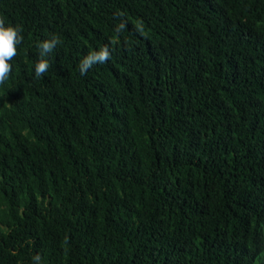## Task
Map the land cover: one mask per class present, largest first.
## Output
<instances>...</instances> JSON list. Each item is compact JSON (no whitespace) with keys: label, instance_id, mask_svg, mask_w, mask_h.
<instances>
[{"label":"trees","instance_id":"1","mask_svg":"<svg viewBox=\"0 0 264 264\" xmlns=\"http://www.w3.org/2000/svg\"><path fill=\"white\" fill-rule=\"evenodd\" d=\"M0 15L24 36L0 85V264H264V0H0Z\"/></svg>","mask_w":264,"mask_h":264},{"label":"clouds","instance_id":"2","mask_svg":"<svg viewBox=\"0 0 264 264\" xmlns=\"http://www.w3.org/2000/svg\"><path fill=\"white\" fill-rule=\"evenodd\" d=\"M127 27L126 22H121L115 28L117 34L124 31ZM136 31L144 35L145 29L142 23L135 25ZM23 27L21 25L7 24L5 18L0 15V85H4L12 73L13 66L11 61L18 55V46L23 42ZM58 36L53 35L51 38L39 42L36 47L39 50L40 59L35 63V76L42 77L47 73L50 62L46 57L60 44ZM111 43L115 44L113 40ZM111 59V51L107 45L101 47L98 51H91L79 63L80 74L86 75L89 69L94 65L104 64ZM34 264H41L40 255L33 257Z\"/></svg>","mask_w":264,"mask_h":264}]
</instances>
